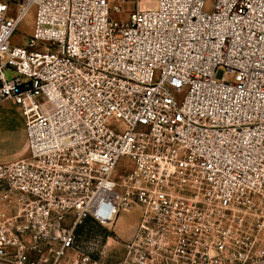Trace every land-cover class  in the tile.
Listing matches in <instances>:
<instances>
[{
  "label": "built area",
  "instance_id": "2783aa9c",
  "mask_svg": "<svg viewBox=\"0 0 264 264\" xmlns=\"http://www.w3.org/2000/svg\"><path fill=\"white\" fill-rule=\"evenodd\" d=\"M5 103L0 264H91L77 227L134 208L118 264H264V0H0Z\"/></svg>",
  "mask_w": 264,
  "mask_h": 264
},
{
  "label": "rangeland",
  "instance_id": "374dc122",
  "mask_svg": "<svg viewBox=\"0 0 264 264\" xmlns=\"http://www.w3.org/2000/svg\"><path fill=\"white\" fill-rule=\"evenodd\" d=\"M17 1V0H15ZM14 12L15 7L12 6ZM35 9L31 8L21 20L13 34L10 44L14 47L22 46L24 41L31 36L34 22ZM7 79L10 78L9 70L5 71ZM24 123L23 117L20 118ZM130 164L126 158L120 159L119 169L128 167ZM139 220V210L121 212L117 221L108 227L95 223H87L84 229L76 235L75 246L80 252L88 255L91 264H118L124 241L130 238Z\"/></svg>",
  "mask_w": 264,
  "mask_h": 264
},
{
  "label": "crops",
  "instance_id": "0c3cea01",
  "mask_svg": "<svg viewBox=\"0 0 264 264\" xmlns=\"http://www.w3.org/2000/svg\"><path fill=\"white\" fill-rule=\"evenodd\" d=\"M21 112L12 104L0 106V164L26 157L25 127Z\"/></svg>",
  "mask_w": 264,
  "mask_h": 264
},
{
  "label": "trees",
  "instance_id": "16d2710c",
  "mask_svg": "<svg viewBox=\"0 0 264 264\" xmlns=\"http://www.w3.org/2000/svg\"><path fill=\"white\" fill-rule=\"evenodd\" d=\"M87 223H94L90 219L85 220L81 225H79L76 229V235H79V233L84 229V227L87 225Z\"/></svg>",
  "mask_w": 264,
  "mask_h": 264
}]
</instances>
